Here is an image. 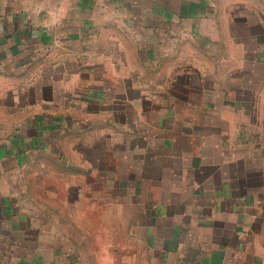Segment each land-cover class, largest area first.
<instances>
[{
	"label": "crops",
	"instance_id": "1",
	"mask_svg": "<svg viewBox=\"0 0 264 264\" xmlns=\"http://www.w3.org/2000/svg\"><path fill=\"white\" fill-rule=\"evenodd\" d=\"M260 88L264 0H0V264H264V164L243 170L250 143L219 122ZM60 104L125 121L156 211L111 238L107 211L24 209L36 138L76 126Z\"/></svg>",
	"mask_w": 264,
	"mask_h": 264
},
{
	"label": "rangeland",
	"instance_id": "2",
	"mask_svg": "<svg viewBox=\"0 0 264 264\" xmlns=\"http://www.w3.org/2000/svg\"><path fill=\"white\" fill-rule=\"evenodd\" d=\"M256 91L259 93V100L250 102L251 98H247V102L241 105L242 121L237 119V113L235 118L233 112L230 114L233 118L219 121L225 128H230V136L232 132L240 134L239 130H232L234 127L241 128L242 143H250L246 148L242 147V169L247 171L252 168L249 167L251 160L264 164V88ZM120 110L123 109L119 108ZM50 111L71 116L75 119L76 126L65 128L63 131L59 125L51 132L54 136L49 141L38 143L36 138L33 145L41 151L31 152L29 159L43 161L44 164L40 168L25 170L30 196L27 195V200H24V209L39 207L54 211L56 218L66 225H70L74 211H82L81 214L85 213L92 219L94 216L98 217V212L92 211H107L104 217L109 230L117 225L122 230L125 229L130 221V211H156L155 203L149 198H143L136 190L138 187L148 189L149 185H138L128 176L130 169L127 162L141 159L143 155L148 154L147 150L131 151L129 145H122L126 133L124 126L119 124L120 120L123 121L121 117L112 119L111 113L93 115L91 112L78 111L67 104L56 105L55 110ZM138 126L137 128H141ZM236 137L240 138L238 135ZM228 138L231 139L228 135L224 143ZM137 143L141 146L148 144L151 156L157 153L156 148L167 152L164 143L143 139ZM30 147L27 149L30 150ZM95 166L100 167L103 172H99ZM117 167L118 173L115 171ZM122 167L124 168L121 169ZM124 172L125 178L122 176ZM99 173L102 174L98 175ZM98 179L101 183H98ZM111 234L114 235L115 231L108 233L110 237ZM106 235L104 233V239L109 238Z\"/></svg>",
	"mask_w": 264,
	"mask_h": 264
}]
</instances>
